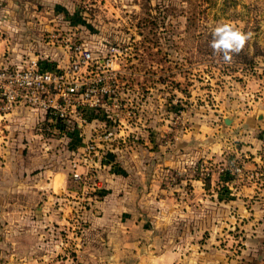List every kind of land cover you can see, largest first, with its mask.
I'll use <instances>...</instances> for the list:
<instances>
[{"label":"crops","instance_id":"obj_1","mask_svg":"<svg viewBox=\"0 0 264 264\" xmlns=\"http://www.w3.org/2000/svg\"><path fill=\"white\" fill-rule=\"evenodd\" d=\"M61 2L0 0V59L7 49H41L40 35L64 10ZM235 65L238 82L250 88L242 90V107L210 108L204 121L159 144L157 131L165 138L171 122L164 118L157 128L147 107L137 112L128 144L94 163L99 182L84 191L94 213L90 256L99 264H264V55ZM38 116L19 109L3 120L0 249L12 244L9 264L42 259L44 225L65 226L76 205L68 162L45 166L34 150ZM19 241L27 244L17 254Z\"/></svg>","mask_w":264,"mask_h":264},{"label":"rangeland","instance_id":"obj_2","mask_svg":"<svg viewBox=\"0 0 264 264\" xmlns=\"http://www.w3.org/2000/svg\"><path fill=\"white\" fill-rule=\"evenodd\" d=\"M61 1L64 10L57 11L52 27L45 28L40 35L41 49H7L3 56L11 59L38 56L43 66L66 69L72 58L66 45H81L92 54L93 60L87 71L81 69L77 75V90L99 85L110 90L112 98L109 101L120 107L134 105L141 112L147 111L148 107L150 114L156 116L157 128L164 118L166 122L170 121L171 129L166 130L165 138L157 131L158 144L204 121L205 112L211 113L210 108L219 110L221 106L227 108V104L242 107L246 103L242 90L250 89L249 83L238 82L235 64L250 63L255 56L264 55V0ZM222 22H231L242 31L253 33L244 49L233 54L231 63H225L222 55L214 53L210 47L212 32ZM107 60L108 67L100 66V62ZM98 78L102 81L98 82ZM109 105L104 104L103 108ZM98 113L95 115L100 121L103 118ZM75 122L70 119V125ZM7 123L0 121V137L7 136L8 132L3 128ZM91 123L74 142L55 132L47 122L35 126L41 129L37 130L40 141L34 150H41L45 166L49 161L60 165L68 162L69 187L77 194L76 205L68 211V224L61 226L48 221L44 225L46 238L43 246H39L44 257L38 260L29 258L33 264H99V259L90 256L93 243L88 238L92 233L94 213L87 205L84 191L91 192L89 188L99 179H90L84 184L72 177L74 170L78 174L95 173L97 176L98 166L84 165L82 158L83 139L93 127ZM90 132L95 134L93 129ZM128 136H132L131 131ZM114 146L120 145H101L99 149L109 154L108 149ZM72 161H76V168H73ZM55 235L60 237L58 243L52 241ZM26 244L21 241L15 244L17 254ZM11 245L2 244L0 264L11 262ZM56 248L59 249L58 256ZM12 260L19 262L20 258L14 256Z\"/></svg>","mask_w":264,"mask_h":264},{"label":"built area","instance_id":"obj_3","mask_svg":"<svg viewBox=\"0 0 264 264\" xmlns=\"http://www.w3.org/2000/svg\"><path fill=\"white\" fill-rule=\"evenodd\" d=\"M66 48L72 53L66 69H43L37 56H20L18 59L3 56L0 59V120L16 110L27 109L39 115L37 126L47 122L55 132L63 136L65 132H60L58 123L65 126V130L77 129L81 135L83 129L92 122L91 125L95 124L92 128L95 134L89 133L83 139L85 147L82 152L83 164L92 167L102 157L103 152L99 146L123 145L129 142L131 137L128 136V131L133 134L131 128L134 127L133 121L138 109L134 105L123 108L114 101L110 102V90H104L99 85L78 91L77 75L81 69L87 71L91 66L92 54L81 45H66ZM99 64L103 68L108 67V60ZM97 81L102 80L98 78ZM107 102L111 105L103 108L104 104L108 105ZM98 112L101 113L100 118H103L100 121H97L95 115ZM91 114L95 118L90 121L88 116ZM71 118L76 121L73 125H70ZM40 129L38 127V131ZM71 164L73 168L77 167L76 161ZM235 171L241 172V167H236ZM72 177L84 184L97 178L95 173L78 174L76 170ZM96 186L97 183L94 182L92 187Z\"/></svg>","mask_w":264,"mask_h":264},{"label":"clouds","instance_id":"obj_4","mask_svg":"<svg viewBox=\"0 0 264 264\" xmlns=\"http://www.w3.org/2000/svg\"><path fill=\"white\" fill-rule=\"evenodd\" d=\"M252 36L253 33L244 32L231 22H222L212 32L210 47L222 55L225 63H231L233 54H239Z\"/></svg>","mask_w":264,"mask_h":264},{"label":"trees","instance_id":"obj_5","mask_svg":"<svg viewBox=\"0 0 264 264\" xmlns=\"http://www.w3.org/2000/svg\"><path fill=\"white\" fill-rule=\"evenodd\" d=\"M41 66L43 69H50V65L44 64V66H43V64H42ZM47 67H49V68H47ZM93 118H95V117H93V114L88 116L89 120H92ZM57 128L60 130V132H63V131L65 132V137L69 140V142H72V141L74 142V140L77 139V136H78L77 129L74 128L73 130H65V126H63L61 123H58ZM109 157L111 158L110 155H109Z\"/></svg>","mask_w":264,"mask_h":264},{"label":"water","instance_id":"obj_6","mask_svg":"<svg viewBox=\"0 0 264 264\" xmlns=\"http://www.w3.org/2000/svg\"><path fill=\"white\" fill-rule=\"evenodd\" d=\"M224 123H225L226 125H229V124H230L229 119H225V120H224Z\"/></svg>","mask_w":264,"mask_h":264}]
</instances>
